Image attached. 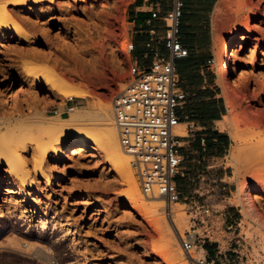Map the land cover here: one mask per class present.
Wrapping results in <instances>:
<instances>
[{"label": "rangeland", "instance_id": "1", "mask_svg": "<svg viewBox=\"0 0 264 264\" xmlns=\"http://www.w3.org/2000/svg\"><path fill=\"white\" fill-rule=\"evenodd\" d=\"M16 1L24 3L11 5ZM132 2L3 0L14 18L8 26L0 25V114L34 121L41 110V120L50 121L68 119L77 110L92 112L100 106H109L112 114L113 100L132 81L131 57L126 52L133 36L129 25ZM221 9L222 51L215 69L221 72L227 44L240 38L237 51L232 49L237 56L229 80L221 77L234 107L227 121L228 133L234 136L232 147L210 170L227 176L223 184L227 191H214L218 183L206 173L203 181L196 180L201 191L194 200L218 211L228 207L238 215L243 255L249 256L248 264H264V0H225ZM15 27L28 40L11 34ZM248 51L256 52L257 58L247 60ZM233 80L241 82L240 90L232 86ZM60 81L78 88L85 98L73 97L69 102L56 94L51 82ZM70 106L76 108L72 114L55 115ZM33 129L37 136L38 130ZM184 134L187 136L186 126ZM26 143L33 146L21 153L23 177L0 162V243L21 233L43 236L49 247L56 244L61 249L62 264H168L162 252L168 253L165 246L171 241L175 243L171 250L183 252L178 226L170 217L175 233L171 236L161 222L152 225L137 207L142 202L147 206L162 204L170 211L169 204L146 199L142 193L141 201L134 202L126 179L113 168L103 148L93 145L66 160L64 154L74 148L73 142L63 148L61 157L49 150L38 169L40 153L34 142ZM247 188L260 194L258 213L248 212L250 207L243 200ZM172 208L185 216L184 226L178 229L184 236L193 225L188 207L179 204ZM51 251L53 256L47 252L51 257L47 259L34 251L18 253L5 245L0 248V264H56ZM173 253H168L169 260L187 264ZM194 256L203 257L198 251Z\"/></svg>", "mask_w": 264, "mask_h": 264}, {"label": "built area", "instance_id": "2", "mask_svg": "<svg viewBox=\"0 0 264 264\" xmlns=\"http://www.w3.org/2000/svg\"><path fill=\"white\" fill-rule=\"evenodd\" d=\"M186 0H159L151 11L147 24L148 40L145 49L152 56L148 67L132 64L130 74L132 81L124 92L112 102V114L118 139L122 150L133 157V168L136 170L141 193L149 200H161L173 205L182 204L188 207L191 231L181 235L182 251L187 258V264H229L225 257L215 261L205 257L194 256L200 244V227H209L215 212L213 206L194 199L184 198L176 183V178L184 162L181 154V135L175 132L180 125L179 112L187 99V94L181 89L177 71V62L189 57V50L183 45L181 27ZM155 21H161L164 32L161 34L154 26ZM163 47L166 54L158 51ZM135 44L129 41L126 52L131 56ZM215 56L208 65L216 64ZM73 98H69V102ZM75 107H67L64 111H56L55 115L63 117L70 115ZM205 144V139L201 140ZM240 225L227 227L228 232H235ZM239 255V254H237ZM248 263L249 256H244ZM236 264H243L240 260Z\"/></svg>", "mask_w": 264, "mask_h": 264}, {"label": "crops", "instance_id": "3", "mask_svg": "<svg viewBox=\"0 0 264 264\" xmlns=\"http://www.w3.org/2000/svg\"><path fill=\"white\" fill-rule=\"evenodd\" d=\"M159 0H133L129 14V25L132 26V42L135 50L131 54L132 64L148 67L152 56L145 49L150 26L147 21L151 11ZM221 0H186L181 27L183 45L189 50V57L177 62V71L180 86L187 94V99L179 112L180 125L186 126L187 136L181 135V154L184 162L176 178L178 190L184 198L195 199V194L201 191L196 180L202 181L207 173L218 183L214 191H227L224 182L227 176L216 173L213 164L224 160L226 153L232 147V138L228 130H222L220 125L229 115V109L223 89L219 69L208 65L213 56H220L221 48V21L218 43L213 35V15ZM154 26L161 34L164 27L161 21H155ZM215 41V42H214ZM161 54H166L163 47H159ZM224 86V87H223ZM179 135V134H178ZM205 139V144L201 140ZM216 175H213L215 174ZM186 191H195L189 193ZM233 208V206H230ZM238 209L239 207H234ZM213 223L209 227H200V244L198 252L210 260H225L229 264H236L240 260L244 263L241 251V234L228 232L227 227L239 224L242 220L231 212L228 207L218 211ZM199 230L202 232L200 233ZM239 254V255H237Z\"/></svg>", "mask_w": 264, "mask_h": 264}, {"label": "bare ground", "instance_id": "4", "mask_svg": "<svg viewBox=\"0 0 264 264\" xmlns=\"http://www.w3.org/2000/svg\"><path fill=\"white\" fill-rule=\"evenodd\" d=\"M2 2L3 0H0V25L3 24L6 26L5 23H7L8 26V22H10V20L14 18V14L12 13V11L10 12L7 6ZM223 2H225V0L220 1L213 15L212 27L214 40L216 41V43H218V39L220 37L219 28L221 27L220 21H222L223 18V11L221 9ZM23 3L24 2L16 1L11 3V5L22 6ZM1 33L2 30H0V35ZM11 34H14V36H17L21 40H28L27 35L23 33L19 27L13 28ZM239 40L240 38L237 36L236 38H234V40L227 44L228 52L224 54L226 64L224 63V65H221L224 67L220 72V76L225 77L227 80H229V73L236 61L235 58L237 56V50L235 47ZM233 48H235V52L232 50ZM254 51H248L247 60L253 61L257 58L258 54H256V52ZM242 72L244 73L245 71L243 70ZM243 73H241V75ZM232 83V86L236 88V90H240L242 85L240 81L233 80ZM51 86L53 90L57 92L56 94H58L62 98H85V95L78 88H71L72 85L71 87H68L62 82L57 84L51 82ZM226 88L227 87L223 89V94L226 99L225 101L227 102L230 114L231 110L234 107L232 101L230 100L231 98L227 94ZM110 111L111 109L109 106H100L92 112L77 110V113L71 115L68 119H55L50 121H47L45 119L41 120V110H37L35 114L36 117H41L39 119L37 118L38 120L34 119V121H32L33 118L30 120H24L12 115L10 117H7L3 116L6 115L4 113L0 114V162H4L9 165L11 171H13L15 175L23 177L24 167L22 159L23 157L21 153H24L30 146H33V144L29 145L28 143H26V141H29L31 143L34 142L35 149L40 153V155L38 153L39 156H37L39 160H36L38 161V163L36 162L38 169H40V165H42L49 150H52L54 153L61 157V155H63L62 153L64 152L63 148L74 142V148L67 150V156H65L66 154H64V159L67 160L82 153V151L85 149L92 148L93 145L99 146L103 148L106 151L107 156L110 157V162L116 172L121 177H124L126 179V182L130 187V198L134 202H139L141 201L142 196L138 180L135 177L133 169L131 168L133 165V157L122 150L119 143L116 126L113 122L114 120L112 119L113 116ZM228 118V116L225 117L224 121L221 123L220 127L222 130H228ZM33 128H36L38 130L39 134L37 136L33 135ZM183 131L184 125H179L175 128V132L179 135H182ZM233 137L234 136L231 135L232 139ZM259 195L260 194L252 191L250 188H247L244 191L243 200L245 201L246 205L250 207L248 212L258 213L261 211V208L259 206L260 204L258 203V199H260ZM142 201L144 200L142 199ZM137 207L145 212V218H147L152 225L158 226L159 222H161L164 228H166L169 236H171L172 234L175 235L171 227L169 217L171 218L172 223L176 227L178 226V229L180 226H184L185 224V216L183 214H179L178 212H176L177 210L175 211L173 208L170 211H167L168 209L164 208L162 204L147 206V204L145 205L142 202L141 205H137ZM14 237V240H10L7 242L4 241L7 244L0 243V248L5 247L6 245L9 249L18 253H30L34 251L37 256L43 258L45 257L47 259L51 258H48L47 256L49 254H52L51 249H53L56 260L53 261L55 258L53 259L52 257V261L56 264L57 262H60V264H62L63 255L61 249L56 244H52L49 247V245L47 244L48 240L43 236L34 238L29 234L21 233V235H17V237ZM174 244L175 243L171 241L169 245L165 246L166 249L168 248V253L170 254L174 252L173 255L177 254L180 256L182 261H187L184 252H180L178 249L171 250V247L174 246ZM47 252L51 253L47 254ZM162 253L161 254L168 260V264H176V262L169 260L167 251Z\"/></svg>", "mask_w": 264, "mask_h": 264}]
</instances>
